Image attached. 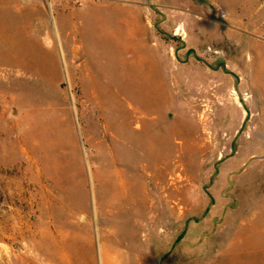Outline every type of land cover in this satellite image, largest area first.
Wrapping results in <instances>:
<instances>
[{"label":"rangeland","instance_id":"obj_1","mask_svg":"<svg viewBox=\"0 0 264 264\" xmlns=\"http://www.w3.org/2000/svg\"><path fill=\"white\" fill-rule=\"evenodd\" d=\"M46 4L0 0V264H264V0Z\"/></svg>","mask_w":264,"mask_h":264},{"label":"crops","instance_id":"obj_2","mask_svg":"<svg viewBox=\"0 0 264 264\" xmlns=\"http://www.w3.org/2000/svg\"><path fill=\"white\" fill-rule=\"evenodd\" d=\"M30 1L34 3L35 0ZM190 2L191 0H122L123 8L128 12L133 23L138 24L140 28L141 20H144L146 26L154 30L160 38L158 28L163 29L167 34L176 35L173 29L178 27L180 22L184 34H186V25L190 20ZM42 3L47 5L46 0H42ZM260 11H264L263 5L253 13L254 17L249 19L248 26L257 28L264 24V19L259 21L256 18ZM45 43H50L47 37H45Z\"/></svg>","mask_w":264,"mask_h":264},{"label":"built area","instance_id":"obj_3","mask_svg":"<svg viewBox=\"0 0 264 264\" xmlns=\"http://www.w3.org/2000/svg\"><path fill=\"white\" fill-rule=\"evenodd\" d=\"M243 96H244V97H243V101H246L247 98L249 97V95H248L247 93H244ZM245 99H246V100H245Z\"/></svg>","mask_w":264,"mask_h":264},{"label":"bare ground","instance_id":"obj_4","mask_svg":"<svg viewBox=\"0 0 264 264\" xmlns=\"http://www.w3.org/2000/svg\"><path fill=\"white\" fill-rule=\"evenodd\" d=\"M176 34H178V35L180 34L179 29L177 30ZM237 98H238V97H237Z\"/></svg>","mask_w":264,"mask_h":264}]
</instances>
